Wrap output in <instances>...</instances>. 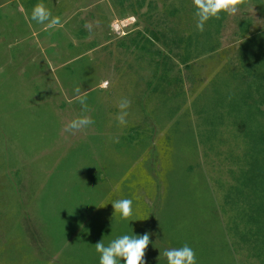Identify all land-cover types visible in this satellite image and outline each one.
<instances>
[{"label":"rangeland","instance_id":"obj_1","mask_svg":"<svg viewBox=\"0 0 264 264\" xmlns=\"http://www.w3.org/2000/svg\"><path fill=\"white\" fill-rule=\"evenodd\" d=\"M38 3L61 25L31 21ZM252 5L201 33L191 0H0V264H99L96 243L146 233L144 264L184 244L197 264L243 262L247 245L229 237L247 207L234 191L243 148L230 135L257 117L240 101L264 67V0ZM159 21L198 42L186 65L170 55L176 85L136 48ZM81 115L95 123L63 130ZM125 198L131 221L111 204Z\"/></svg>","mask_w":264,"mask_h":264},{"label":"trees","instance_id":"obj_2","mask_svg":"<svg viewBox=\"0 0 264 264\" xmlns=\"http://www.w3.org/2000/svg\"><path fill=\"white\" fill-rule=\"evenodd\" d=\"M144 1L136 0V3L141 8ZM148 6L151 7V4ZM148 20L151 21V18ZM160 22L158 26L162 29L155 26L157 30L149 32V37L145 40L146 44L136 48L141 53L148 54L154 65L158 67L157 70H161L160 82L176 85L177 79L169 78V73L172 70V68L168 69L172 66L170 55L186 65L191 60L189 57L192 48L196 47L198 42L197 39L180 36L174 27L161 26ZM143 36L140 34L135 39L140 40ZM156 44H158L157 48H155ZM163 50L165 51L163 52ZM261 57L264 65V54ZM255 71L252 75L251 71H248L249 77L252 76L254 83L252 82V86L250 84L246 87V92L240 101L251 103L246 116H252L256 112L257 117L251 119V124L244 128L242 133L240 129H237L230 135L234 143L237 144L240 141L239 148L241 146L243 148L241 157L238 156V163L240 166L243 164L244 168H242L238 179L235 180L237 185L234 187V191L236 190L235 194L247 200V207L244 210L239 209L237 213L235 211L234 218H232L235 221L232 225H237L236 221L240 223L229 229V237L233 239V246L237 247L239 243L247 245L245 255H241L240 247H238L239 251L236 248L237 254L239 253L243 257L241 264H264V123L259 122H264V67L261 71ZM256 100L258 102H254ZM255 120L257 121L254 122ZM238 183H241V188L237 190Z\"/></svg>","mask_w":264,"mask_h":264},{"label":"clouds","instance_id":"obj_3","mask_svg":"<svg viewBox=\"0 0 264 264\" xmlns=\"http://www.w3.org/2000/svg\"><path fill=\"white\" fill-rule=\"evenodd\" d=\"M191 3L196 17V28L201 33L205 30V25L210 20H219L222 15L233 17L240 14L244 9H254L252 0H191ZM30 20L48 28L61 25L60 17H53L50 9L43 3H38L33 7ZM85 27L89 31L92 29L91 24L85 25ZM109 84V81H104L105 88ZM74 92L77 94L82 110L85 112L89 111L86 96L81 91V88L76 87ZM130 103L127 98H123L118 104L119 114L117 122L120 126H126L127 124L126 118ZM94 123L90 116L81 115L70 120L63 130L68 133H75L89 128ZM111 204L114 213L118 214L122 220L131 221L133 216V201L131 199H120L111 202ZM149 242L147 233L143 236L125 234L113 239L107 246L102 241L96 243L95 251L99 254V264H121V261L124 264H144L145 252ZM163 255L166 257L167 264H197L196 253L187 244L178 248L166 249Z\"/></svg>","mask_w":264,"mask_h":264},{"label":"built area","instance_id":"obj_4","mask_svg":"<svg viewBox=\"0 0 264 264\" xmlns=\"http://www.w3.org/2000/svg\"><path fill=\"white\" fill-rule=\"evenodd\" d=\"M119 24H120V23H118V24H115L114 26H115V27H117Z\"/></svg>","mask_w":264,"mask_h":264}]
</instances>
